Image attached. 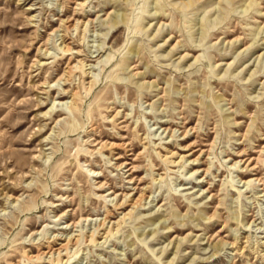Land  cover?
<instances>
[{
    "label": "rangeland",
    "instance_id": "rangeland-1",
    "mask_svg": "<svg viewBox=\"0 0 264 264\" xmlns=\"http://www.w3.org/2000/svg\"><path fill=\"white\" fill-rule=\"evenodd\" d=\"M0 264H264V0H0Z\"/></svg>",
    "mask_w": 264,
    "mask_h": 264
},
{
    "label": "bare ground",
    "instance_id": "bare-ground-1",
    "mask_svg": "<svg viewBox=\"0 0 264 264\" xmlns=\"http://www.w3.org/2000/svg\"><path fill=\"white\" fill-rule=\"evenodd\" d=\"M74 27H76L75 26V24H74ZM63 42H64V40H63ZM64 45V49H66V51H69L70 50V47L68 46V44H63ZM78 62V61H77ZM74 65V64H73ZM75 66V65H74ZM78 66V65H77ZM80 66V65H79ZM70 72H72V68L71 67H69L68 68V71L65 73V76H68L69 74H70ZM87 88H88V86H87ZM75 91V90H74ZM142 195V194H141ZM136 202V201H135ZM132 203V202H131ZM137 204V203H136ZM135 205V204H134ZM130 210H131V208H130ZM127 214V213H126ZM126 215L125 214H123V216L122 217H120V219L121 218H124ZM102 221V220H101ZM120 221V220H119ZM119 221H117V222H114V224H116V223H118ZM104 223H105V219L102 221V224L104 225ZM91 236V235H90ZM91 239V238H90ZM75 240V239H74ZM69 243H71V239L70 238H67L66 239V241H65V243H63V244H60V246L58 247V248H55V249H51V251L50 252H47L48 254L50 253V255H52L54 252L57 254V255H60V251L62 250V249H65L67 246H68V244ZM75 243V242H74ZM52 246V245H51ZM38 253V252H37ZM45 252H41V253H38V256L39 255H43ZM38 256H34L33 258H37L38 259Z\"/></svg>",
    "mask_w": 264,
    "mask_h": 264
}]
</instances>
